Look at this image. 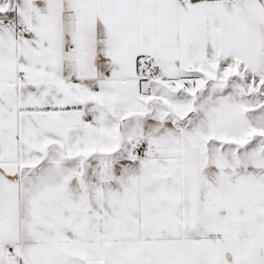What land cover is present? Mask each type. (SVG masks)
Returning <instances> with one entry per match:
<instances>
[{
	"label": "snow or ice",
	"instance_id": "6c2138e0",
	"mask_svg": "<svg viewBox=\"0 0 264 264\" xmlns=\"http://www.w3.org/2000/svg\"><path fill=\"white\" fill-rule=\"evenodd\" d=\"M0 264H264V0H0Z\"/></svg>",
	"mask_w": 264,
	"mask_h": 264
}]
</instances>
